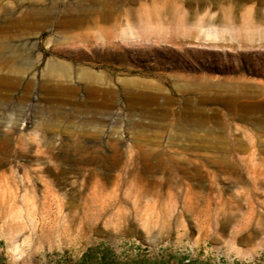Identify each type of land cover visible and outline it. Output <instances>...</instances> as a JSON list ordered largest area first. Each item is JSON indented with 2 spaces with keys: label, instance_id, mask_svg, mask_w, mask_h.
Returning <instances> with one entry per match:
<instances>
[{
  "label": "rangeland",
  "instance_id": "374dc122",
  "mask_svg": "<svg viewBox=\"0 0 264 264\" xmlns=\"http://www.w3.org/2000/svg\"><path fill=\"white\" fill-rule=\"evenodd\" d=\"M0 264H264V0H0Z\"/></svg>",
  "mask_w": 264,
  "mask_h": 264
}]
</instances>
